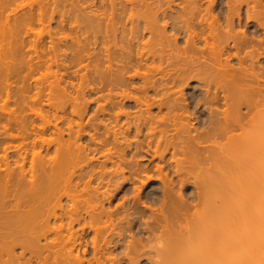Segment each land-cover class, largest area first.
Listing matches in <instances>:
<instances>
[{
  "label": "bare ground",
  "instance_id": "1",
  "mask_svg": "<svg viewBox=\"0 0 264 264\" xmlns=\"http://www.w3.org/2000/svg\"><path fill=\"white\" fill-rule=\"evenodd\" d=\"M32 2L0 0V264H264V209L253 233L234 226V216L247 214L243 198L253 182L243 181L247 188L238 172L255 159L250 153L264 189V0H100L97 10L89 1L77 25L69 18L74 55L67 46L56 53L62 33L50 60H70L76 74L91 63L87 51L101 52L92 71L86 66L91 72L83 65L90 73L79 74L81 86L70 82L79 87L67 102L93 82L94 102L82 101L102 105L84 123L90 104H72L65 128L42 119L43 108L59 104L36 97L46 75L37 73L40 45L31 36L34 24L63 18L67 1ZM58 84H47L53 97L66 93ZM247 147L252 159H242ZM149 164L159 193L134 187L153 178ZM176 182L181 192L189 186L188 201L181 193L173 199ZM128 193L137 206L145 198L158 208L145 215Z\"/></svg>",
  "mask_w": 264,
  "mask_h": 264
},
{
  "label": "rangeland",
  "instance_id": "2",
  "mask_svg": "<svg viewBox=\"0 0 264 264\" xmlns=\"http://www.w3.org/2000/svg\"><path fill=\"white\" fill-rule=\"evenodd\" d=\"M31 2H32V0H30ZM40 1V0H39ZM46 1L47 0H43V2H45L46 3ZM64 1H67V3H62V5H64L65 7H67V8H65V7H63L62 8V5H61V9L59 10V11H61L62 13H60V14H63V12L65 11V13L63 14V18L61 17V16H59V18L57 17V19L56 20H50V22H48L47 20H45L42 24H34L33 25V28H34V32H33V34H32V36H31V38H33V40H36L37 41V43H38V45H40V49H37V50H39V60L38 61H42V63H41V67H43V68H41L42 69V72H37L38 74L40 73V74H42L43 73V76L44 75H46L45 77V79H46V81H44V83L42 82V84H40L39 86H42L43 85V87H39L40 88V94H42V97H39V95L40 94H37V98L39 99V100H43L42 102L43 103H46V101L45 100H47V99H49V103L50 104H52V101H53V104L52 105H55V102L57 103L56 105H58V106H56L57 108L58 107H61V108H64V105H65V109H63V111H60V112H58L59 110H61V109H58V110H56V111H54L53 113V117L51 116V112L53 111V109L55 110V108L56 107H50L48 110L46 109V107L45 108H43L42 110H41V114H43L42 115V119H44L43 121H48V120H50V121H53V119H57V117H60L59 115L61 114V113H63L64 114V116H63V114H61L62 116H63V119H62V117L61 118H59L60 120H54L56 123L58 122V123H60V121L61 120H63V121H61V122H65L64 124H66V121L67 120H69V119H64V117L65 118H68L69 116H72V115H70L71 113H70V109H71V105L72 104H74V103H71V105L69 106V104H70V102L71 101H69V103L67 102V99H69V97L70 98H72V97H75V94L77 93L76 92V90H77V88L79 87V85H80V83H78L79 81H81L80 80V76H79V74L81 75V74H83L84 72H86V73H84V74H86V76H88L87 74L88 73H90L93 69H94V67L92 68V65H90V64H92V63H95V61L94 62H92L91 60H92V56H93V53H94V55L97 57V55H99L98 57H99V59L101 60V52H100V54H96V52H93L92 53V51L90 52V51H87V53L89 54V55H92V56H89L88 58H90V61H88L87 63H89V62H91L90 64H87L86 66H91L90 68H91V71H90V68L89 67H86L84 64V66H85V68L87 69V68H89V70L88 71H90V72H88L87 73V70L83 67V65H82V67H81V71H77V73L76 74H78L77 76H76V74L74 73L73 74V72H72V74L70 73L73 69H75L74 68V65H73V63H71L70 62V60H69V62L68 63H71V66H68V65H70V64H67V62L65 63L64 61V63H65V65H64V63L61 65V62H59V59H56V60H58V64H60L61 66H55L54 64H52L55 60L54 59H52V58H54L56 55L54 54V55H52L50 52H53L55 49L54 48H56L59 44H61V43H59L58 42V44L56 43V41L55 40H57V37L59 38L61 35L60 34H62L63 33V37L61 36L60 38H62L63 39V41H62V44H61V47H60V45L58 46V48H59V51H57L58 49L56 48V50L55 51H57L56 53H59V54H63V52H64V50H66L67 48H62L63 46L65 47V46H67L68 47V50L67 51H73V52H75L76 51V46H75V43H73L72 41H74L73 39L75 38V37H77V33H75L73 30H71L70 29V25H68L69 24V22H71V21H73V22H71V23H73V24H75V25H77V22H75V20H73V18L75 19L77 16H79V15H81V12L80 11H82V10H86L87 11V8H85L86 7V4H88V5H90V2H92L91 3V5H93V6H90L89 8H91V7H93V8H97V4H101V2H100V0H94V1H91V0H89L88 2H82V1H79V0H63V2ZM79 2V3H78ZM95 2H96V7H94V5H95ZM33 4H35L36 2H32ZM51 3H52V0H51ZM58 4L59 3H61L60 1H58L57 2ZM108 3V2H107ZM99 4V5H100ZM87 5V6H88ZM52 7H53V5H52ZM59 7V6H58ZM58 7H57V9H58ZM66 9V10H65ZM99 9H100V6H99ZM91 10V9H90ZM97 10V9H96ZM69 11H71V12H69ZM98 12H100V11H97V13ZM72 13V14H71ZM83 13V12H82ZM90 12H89V10H88V13L87 12H85L84 14H89ZM71 14V15H70ZM73 15H74V17H73ZM83 15V14H82ZM68 16V17H67ZM76 16V17H75ZM102 17V16H101ZM61 18H62V20H63V23H60L61 21ZM71 19V21H70V19ZM60 19V20H59ZM69 19V20H68ZM57 22V23H56ZM0 23H1V20H0ZM56 23V24H55ZM67 23V24H66ZM58 24V25H57ZM56 25V26H55ZM57 26H59V27H57ZM57 27V28H56ZM56 28V29H55ZM57 31V32H56ZM73 31V32H72ZM54 32H55V34H56V36H55V34H54ZM58 32H60V33H58ZM54 35V36H53ZM58 35V36H57ZM147 34H145V36L143 37L144 38V40H145V38L148 36H146ZM64 36H65V39H64ZM53 37H56V38H54V40L52 39ZM53 40V41H55L53 44L52 43H50L51 41L50 40ZM61 39V40H62ZM148 39V38H147ZM146 39V40H147ZM155 39V38H154ZM68 40V41H67ZM143 40V41H144ZM50 41V42H49ZM155 41V40H154ZM153 41V42H154ZM65 42V43H64ZM66 42H67V45H66ZM71 42L73 43V44H71ZM153 42H150V45H149V47H151L152 49H153V47H154V49L157 47L156 45L157 44H159L158 42L159 41H157L156 40V43L157 44H151V43H153ZM57 44V46H56V44ZM68 43H69V46H68ZM64 44V45H63ZM53 46V45H55V46H53L52 48L54 49V50H52L51 51V49H50V46ZM155 45V46H154ZM90 46V48L92 47L91 45H88L87 47H89ZM160 46V45H159ZM158 46V47H159ZM38 48H39V46H38ZM43 48V49H42ZM60 48H61V51H60ZM71 48V50H69ZM27 49V48H26ZM41 49L43 50V51H49V54H51V56L49 55V56H47V53H45V54H43L42 52L43 51H41ZM73 49V50H72ZM153 49V50H154ZM62 50H63V52H62ZM67 51H65L64 52V54L65 53H67ZM99 50H97V53H99L98 52ZM61 52V53H60ZM73 52H71V53H69V55H74V53ZM90 52V53H89ZM55 53V52H54ZM43 54V55H42ZM59 54H57V56L59 55ZM86 54V53H85ZM40 55H42V56H40ZM34 55H32V57H33ZM46 56V58H44ZM54 56V57H53ZM61 56V59H63L62 58V56L63 55H60ZM60 56H58V57H56V58H59ZM42 59H41V58ZM48 57H49V59H48ZM69 57H71V56H69ZM85 57H87V56H85ZM94 57V56H93ZM95 57V58H96ZM65 58V57H64ZM50 59H52V60H54V61H51ZM85 59H87V58H85ZM88 60V59H87ZM37 61V60H36ZM46 62V64H45V62ZM33 62H35L34 61V59H33ZM52 62V63H51ZM86 62V60H84V63ZM102 63L104 62L103 61V59H102V61H101ZM55 64H56V62H54ZM83 63V62H82ZM44 64V65H43ZM66 64H67V66H66ZM99 64H101L100 63V61H99ZM52 65H54V66H52ZM64 65V67H66L65 68V70L67 69V74H66V71H64V68L62 67ZM80 65L81 64H79V66H77V68L79 69L80 68ZM103 65V64H102ZM101 65V66H102ZM93 66H94V64H93ZM100 66V65H99ZM98 66V67H99ZM105 66V63H104V65H103V67ZM56 67H61L60 68V70H59V68H56ZM68 67V68H67ZM103 67H101V68H103ZM63 68V69H62ZM70 68H71V71H70ZM76 68V69H77ZM86 70V71H84V69ZM41 69L39 70V71H41ZM80 70V69H79ZM74 71V70H73ZM79 72V73H78ZM68 73H70V74H68ZM38 74H36V76L38 77ZM73 75H75V76H73ZM89 75H91L92 76V73L91 74H89ZM40 76V75H39ZM42 76V75H41ZM90 76V77H91ZM35 77V76H34ZM37 77H35V78H37ZM79 77V78H78ZM40 78H42V77H40ZM39 78V79H40ZM91 78H93V77H91ZM38 79V80H39ZM44 79V80H45ZM77 79V80H76ZM89 78H87V81L85 80V83L86 82H88L89 80H91L92 81V79H89ZM52 82V88L54 87L55 88V86H56V84L59 82V84H58V88L60 87V89H65V92L67 93V94H70V95H72V96H70V95H68V98L67 97H65L64 95H66V93L65 92H63V93H65V94H62V93H60V94H62V95H60L59 94V92H57L58 94L57 95H54L55 97H53L51 94H50V92H51V90L52 89H47V87L49 86V85H47L49 82ZM84 80V79H83ZM82 80V82H84ZM43 81V80H42ZM30 82H31V80H30ZM39 82L41 83V81L39 80ZM75 86L77 83L79 84V85H77L78 87L76 88V90H74L73 88H74V86L72 85V87H71V83ZM85 83H83V84H85ZM88 83H90V81L88 82ZM14 84H17V86L16 87H19V86H21V81H19L18 80V82L17 83H14ZM13 84V85H14ZM90 84H92L91 86L92 87H95V85L93 84V82L92 83H90ZM89 84V85H90ZM88 85V84H87ZM86 85V88H84L85 86L84 85H82L83 86V88H84V90L82 91V90H79L80 92L82 91L83 92V97H82V99H81V97L80 96H77L79 99H77V97L75 98V101H77V102H75V104L74 105H76V110H78L77 108H80V110H82L81 109V107H77V106H79L80 104L79 103H81L82 102V104H83V102L84 101H82V100H86L87 99V101H90L89 99L91 98L90 96V98L87 96V95H91L92 94V92H91V90L89 89V88H91L89 85L87 86ZM81 86V85H80ZM45 87V88H44ZM51 87V86H50ZM89 87V88H88ZM49 88V87H48ZM53 88V89H54ZM56 88H57V86H56ZM70 88V89H69ZM89 90H88V89ZM33 89H35L34 87H33ZM67 89V90H66ZM79 89H81V88H79ZM39 90V89H38ZM69 90V91H68ZM35 92H36V89L34 90ZM33 91V92H34ZM44 91V92H43ZM89 91V93L87 94V92ZM32 92V89H31V92L30 93H33ZM49 92V93H48ZM52 92H53V94L55 93L56 94V90L55 91H53L52 90ZM51 92V93H52ZM72 92V93H71ZM80 92H78L79 93V95L82 93H80ZM91 92V93H90ZM37 93H38V91H37ZM49 94V97L50 98H48L47 97V95ZM45 95V96H44ZM61 97H60V96ZM78 95V94H77ZM86 95V96H85ZM93 95H95L94 94V92H93ZM41 96V95H40ZM56 96H58V98L56 97ZM97 96V95H96ZM95 96V97H96ZM46 97V98H45ZM64 97V98H63ZM86 97V98H85ZM62 98V99H61ZM83 98H85V99H83ZM66 99V101L64 102V100ZM77 99V100H76ZM92 99V101L95 99L94 98V96L91 98ZM51 100V101H50ZM64 102V103H61V102ZM73 101H74V99H73ZM72 101V102H73ZM78 101H80V102H78ZM87 101H85L84 102V104H90V103H88ZM92 101H91V104H90V106L88 105L87 107H90V108H88V109H86V111L87 112H85V115H83L82 114V116L84 117L83 119L81 118V120H82V122L84 121V123L86 122H90V118H92L93 117V115H92V110L96 107V105H102V103H100V102H102L101 100H98V101H100V102H98L97 100H95L96 102H95V104L94 103H92ZM1 102V101H0ZM59 102V103H58ZM67 102V103H66ZM94 102V101H93ZM78 104V105H77ZM81 104V105H82ZM95 106H94V105ZM61 105H63V107L61 106ZM80 105V106H81ZM94 106V107H92V106ZM83 106H85V105H83ZM91 107H92V109H91ZM70 108V109H69ZM83 108V107H82ZM91 109V110H90ZM126 109H129L130 110V108H126ZM51 110V112H49V114H48V111H50ZM91 111V112H90ZM130 111H134L133 109L132 110H130ZM155 111L156 110H154V113L152 112V114L154 115L155 114ZM43 112V113H42ZM254 112H255V110H254ZM58 114V116H57V114ZM60 113V114H59ZM86 113H87V115H86ZM165 113V111L163 112L162 111V115H165L164 114ZM252 113H253V111H252ZM98 114H100V113H98ZM156 114H157V111H156ZM55 115L57 116V117H55ZM253 115H255V114H253ZM67 116V117H66ZM86 117V118H85ZM70 118V117H69ZM72 118V117H71ZM70 118V119H71ZM75 118V117H74ZM73 120H77L76 118L75 119H73ZM98 120H99V118H98ZM39 121V120H38ZM77 121H79V120H77ZM77 121H74L73 123L75 124V122H77ZM123 121V120H122ZM49 122V121H48ZM55 122L53 123H51V122H49L50 123V125H54L55 124ZM80 122V121H79ZM81 122V123H82ZM57 123V124H58ZM106 123V122H105ZM63 123H60V124H58V126L60 125V127L61 128H65V127H67V125L65 126ZM74 124H72L73 126H74V128H75V125ZM165 129V128H164ZM167 129V128H166ZM168 129H170V127L168 128ZM101 131V130H100ZM102 132V131H101ZM169 133H171V132H169ZM52 134V133H51ZM47 135V136H46ZM46 135H44V136H46V138H48V139H50V138H52V135L50 136V134L48 133V134H46ZM67 137L65 136V139H66ZM222 141H223V139H222ZM82 142V141H81ZM245 149V148H244ZM242 151H243V149H242ZM241 151V152H242ZM246 151H247V153L248 154H246ZM245 157L244 158H242V159H245V158H247V159H252L253 157H250L251 155L252 156H254V158L255 159H253V161H251V160H246L245 159V161H247V162H244L243 161V163H244V165H243V167H241L240 169H239V171L240 172H238V175H239V179H240V181H242V184H244V186H246V183L248 182V181H252L253 182V185H252V183H249L250 184V187L251 186H253V187H251L252 188V191L250 192V187L248 188L247 186H248V184H247V188H248V190H249V193L246 195V196H244V198H243V200H244V202H243V204H244V206L243 207H245L246 206V215L245 216H242L240 219H236L235 218V216H234V221H235V228L236 229H240V230H242V231H244V232H246V231H248L249 229H250V232L251 233H253V231H256L257 230V228L259 227L258 225H259V222H258V219H256V217H258L259 215H260V212L262 211V209L261 208H263L264 209V191L262 192V190H264V189H262L261 188V186H260V184H259V182H258V180L260 179V175L258 176L257 174H260V165H259V160H258V158H257V156H255V155H253V153L251 154L250 153V156H249V152H248V147H247V150H245ZM239 154V153H238ZM242 155V154H241ZM241 155L239 156L238 155V157L239 158H241ZM237 156V155H236ZM249 156V157H248ZM243 157V156H242ZM249 161H251V162H249ZM155 163H156V166H162V164L160 163V162H158L157 163V161H155ZM247 163H249V165L247 164ZM145 164H147V163H145ZM152 165L153 164H149V167H151V168H149L150 169V174H152V176H153V178H151V179H149V181L147 182L146 180H145V177H143V176H141V180H145V184H146V186H145V184H144V186L142 187V186H140L141 185V182L140 181H136L135 183H136V185H134V187L136 188V186H137V188L139 189H141V190H144V191H148V190H150V189H152L153 190V188H154V191L156 192L157 191V193H159V191L158 190H160V192H161V187L162 186H160V184H161V181L159 180V179H157L156 178V172H152V171H154V166H153V168H152ZM254 165V166H253ZM153 169V170H152ZM214 168H212L211 169V171L212 172H210L212 175H213V173H214V171H216L217 172V170L218 169H216V170H213ZM250 169V170H249ZM168 170V172L166 173L167 175H169L168 176V179H171V178H173V174H172V169L171 168H168L167 169ZM147 171V172H148ZM244 171H246V172H244ZM146 172V174L147 175H149L150 176V174H149V172L147 173ZM169 173V174H168ZM244 173V174H243ZM250 173V174H249ZM215 174V173H214ZM246 174V175H245ZM252 174V175H251ZM255 174V176H256V178L258 179H256L255 178V176H253ZM242 175V176H241ZM250 175V176H249ZM251 176H253V177H251ZM155 178H156V180H155ZM255 178V182H254V179ZM159 180V181H158ZM246 180H247V182H246ZM243 181L244 182H246V183H243ZM143 182V181H142ZM257 182V183H256ZM148 183V184H147ZM150 183V184H149ZM139 184V185H138ZM255 184V185H254ZM258 184V185H257ZM128 186V188H126L127 190L130 188L131 189V191H132V184L130 183V184H127ZM131 185V186H130ZM149 187H148V186ZM180 185V184H179ZM179 185H178V183L176 182V184L175 185H169V188H171V187H173L174 186V191H175V197H176V199L175 198H173L175 201H177L178 200V196H180L181 194V196L185 199V200H187V197H188V195L189 196H192L191 194H189L187 191H186V189L187 190H190L188 187L189 186H187L186 184L184 185V187H182L181 186V188H180V190H182V192L181 191H178L179 189H178V187H179ZM133 187V188H134ZM159 187H160V189H159ZM246 187H244L243 189L245 190V189H247ZM258 188L259 189V191H258V189H257V192H256V189L255 188ZM136 188V189H137ZM186 188V189H185ZM129 189V190H130ZM136 189H134L135 191H136ZM156 189H158V190H156ZM185 190V191H184ZM127 192H129V191H127ZM133 192V191H132ZM259 192V193H258ZM261 192V193H260ZM134 193V192H133ZM133 193H128V195H126V197L127 198H129V197H131V194H133ZM181 193V194H180ZM188 193V194H187ZM246 193H247V191H246ZM246 193H244V195L246 194ZM256 194H260L259 196H257ZM185 195V196H184ZM262 195H263V197H262ZM133 196V195H132ZM172 196H173V194H172ZM257 197H259V198H257ZM191 197H189L188 199H190ZM248 198V199H247ZM130 200H129V203L131 202V203H133L132 201V199L131 198H129ZM143 199V201L142 200H140V201H142V204L141 203H139L138 204V206H137V204L135 203V201H134V206H135V204H136V206L135 207H139V208H137V209H140V211H141V209H144V211L145 212H147V213H145V212H143L145 215H147L148 213H150V211L153 209L154 211L158 208V204H156V203H153V202H149V200H145V198H142ZM258 199H259V201H258ZM243 200H240V201H243ZM120 201H122V200H119V202ZM140 201H138V202H140ZM144 201H148V202H144ZM188 201V200H187ZM191 201V203L193 202H196V200H193V199H191L190 200ZM189 201V202H190ZM238 201V200H237ZM136 202H137V200H136ZM137 202V203H138ZM260 203V208H259V206H257V205H259V203ZM263 202V203H262ZM114 203H116V201H114ZM238 203H241V202H239L238 201ZM237 202H234L233 204H235V206L237 207L239 204H238ZM148 205V206H144V205ZM196 204V203H195ZM132 205V204H131ZM193 205V204H192ZM143 206L145 207V208H143ZM240 206V205H239ZM147 207V208H146ZM150 207V209L151 210H149L148 208ZM258 208V209H257ZM136 209V210H137ZM260 209H261V211H260ZM139 211V210H138ZM259 211V212H258ZM251 213V214H250ZM257 213H259V215L257 214ZM244 214H245V211H244ZM137 216V215H136ZM258 223V224H257ZM262 225V224H261ZM261 230V229H260ZM261 232V231H260ZM249 243H251L252 245H256L253 241H252V239H249Z\"/></svg>",
  "mask_w": 264,
  "mask_h": 264
}]
</instances>
